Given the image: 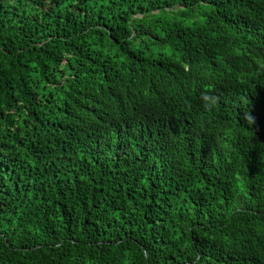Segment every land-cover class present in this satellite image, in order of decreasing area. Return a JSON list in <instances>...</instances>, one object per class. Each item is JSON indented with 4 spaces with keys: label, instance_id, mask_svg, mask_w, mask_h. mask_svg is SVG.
Masks as SVG:
<instances>
[{
    "label": "trees",
    "instance_id": "trees-1",
    "mask_svg": "<svg viewBox=\"0 0 264 264\" xmlns=\"http://www.w3.org/2000/svg\"><path fill=\"white\" fill-rule=\"evenodd\" d=\"M0 264H264V0H0Z\"/></svg>",
    "mask_w": 264,
    "mask_h": 264
}]
</instances>
